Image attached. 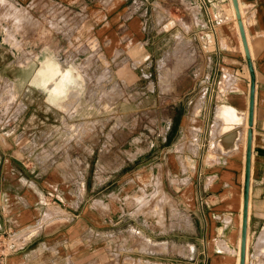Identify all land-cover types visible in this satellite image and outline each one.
Listing matches in <instances>:
<instances>
[{
	"label": "crops",
	"instance_id": "crops-1",
	"mask_svg": "<svg viewBox=\"0 0 264 264\" xmlns=\"http://www.w3.org/2000/svg\"><path fill=\"white\" fill-rule=\"evenodd\" d=\"M9 1L30 11L45 5L81 12L78 20L81 28L91 24L87 33L99 44L94 53L106 55L111 67L134 58L129 52L135 53V49L148 50L144 60L150 59L149 48L155 43L154 38L173 30L179 17L185 14L190 19L191 45L203 50L205 62L200 77L198 63H190L188 97H182L183 92L187 93L181 89L172 93L178 101L190 103L188 109L177 113L182 119L180 137L189 131L200 134L199 156L188 145L184 146V142L168 140L171 122L158 144L157 157L147 160L148 180L153 171L159 174L162 168L161 177L171 183V189H180V182L194 184L182 191L193 221L183 223L184 227L169 228L170 238L165 235L160 238L159 234L166 231L151 221L143 224L142 233L139 226L119 229L124 206L118 207L117 193H110L114 200L104 211L100 203L96 205V188L91 196L85 179L81 180V165L90 163L81 159V139L75 141V127H63L60 140L45 143L46 156L31 158L35 142L34 137L27 136L32 133L28 132L30 127L0 125V237H10L15 244L13 249L0 253V264H81V244L84 246L87 242L94 247V264H99L103 240L108 244L110 264H118V260L124 264H240L241 206H244L249 131L252 132L251 192L256 178L264 177V0H237L244 9V22L247 20L243 25L248 49L233 0ZM171 21L174 24L167 28ZM171 32L176 36L178 32L182 34L179 29ZM7 34L0 30V52L14 53L7 45ZM99 68L103 69V65ZM108 72L106 69L105 73ZM121 81L129 84L128 79ZM173 86L178 88V83ZM252 96L253 121L250 123ZM158 97L159 101H165L170 94L160 92ZM221 105L240 111L248 126L246 130L243 123L239 126L242 137L237 150L224 153L219 148L217 159L209 161L204 149L206 134L209 120L216 118ZM27 113L30 111L20 110L10 116L25 118ZM76 133H81V126ZM179 143H183L184 149L179 148ZM74 148L77 153L71 154ZM168 149L172 152L166 157ZM184 152L189 159L183 158ZM155 166L159 169L154 170ZM200 181L201 186L197 184ZM255 210L248 211V232L257 224ZM131 229H136L142 237V249H133L142 252L139 256H135L136 251L128 252L135 236H139L131 233ZM181 230L195 235L188 242L190 249L186 254L182 253L183 244L178 235ZM165 246L173 247L172 252L164 251Z\"/></svg>",
	"mask_w": 264,
	"mask_h": 264
},
{
	"label": "rangeland",
	"instance_id": "rangeland-1",
	"mask_svg": "<svg viewBox=\"0 0 264 264\" xmlns=\"http://www.w3.org/2000/svg\"><path fill=\"white\" fill-rule=\"evenodd\" d=\"M241 10L244 13L243 7ZM79 19L81 12L75 10L41 5L30 11L9 0H0V30L8 33L7 45L14 51L0 52V125L20 124L30 127L28 132L32 133H27V136L34 137V142L39 144L34 143L30 151L33 153L31 158L46 156L45 143L52 139L60 140L63 127H75L77 132V127L81 126V133L75 132L73 135L75 141L81 139V159L90 163L81 165V180L85 179L91 196L93 188H96V205L100 203L103 210L107 211L109 202L114 200L110 198V193L114 191L118 195V207L124 206V213L119 218V229H126L128 225L130 228L139 226V232L142 233L143 224L151 221L159 223L166 231V234H159L160 238L163 235L170 238L172 232L169 233V228L177 225L184 227L183 223L193 221L182 199L183 189L193 183L180 182V189H171V183L164 182L161 177L162 168L158 174L152 170L153 166L150 172L155 173L148 180L147 160L157 157L158 144L162 142L171 122L172 130L168 140L184 142V146L188 145L199 156L197 144L201 142L202 136L189 131L180 137L182 119L177 113L188 109L190 103L178 101L172 93L175 89H181L187 93L184 95L183 92L182 97L189 96L190 63H198L197 74L200 77L205 54L200 47L195 49L191 45L188 35L190 19L183 14L171 30L177 32L179 29L182 34L178 32L176 36L175 32L169 31L159 34V38L156 36L154 47L149 48L150 59L144 60L148 50L144 52L135 49V53L129 52L134 58L125 64L118 62L117 66L111 67L106 55L94 53L99 44L87 33L88 28H92L91 24H85L83 30ZM173 24L171 21L167 28ZM47 65L54 73L57 71L52 80L40 75L43 68H49ZM102 65L103 69H100ZM106 69H109L108 73H105ZM68 72L72 77L70 80L66 78ZM60 73L66 79H59ZM39 75L45 79V84L48 81V87L45 84L42 86L44 82ZM125 79H128L129 84L122 83L121 80ZM175 82L178 88L173 86ZM160 92L169 93L170 98L159 101ZM219 107L216 118L209 120L206 134L204 149L209 161L217 159L219 148L224 153L237 150L242 137L238 128L236 144L233 147L224 146ZM20 110L30 113L25 118L10 116V113ZM3 114L6 116L2 117ZM242 123L246 130L248 123L245 119ZM202 128H205L204 125ZM182 147L183 143H179V148ZM76 148L71 149V154L77 153ZM171 152L168 149L166 157ZM185 154L182 153L183 158L189 159V155ZM156 169L159 168L155 166ZM256 179L253 192L249 190V209H256L257 224L248 232L246 264H264V249L259 250L257 247L258 236L264 226V177ZM197 184L201 186L203 182ZM252 185L251 180V188ZM91 201H94V197ZM130 231L135 235L139 233L136 229ZM197 232L199 237V230ZM178 235L183 244L182 253H189L188 242L195 235L188 230H181ZM135 237V243H132L128 252H135V247L142 249L141 234ZM12 242L10 237H0V253L11 250ZM104 242L99 264H110L108 244ZM89 244H81V264H94V247ZM172 248L165 246L164 251L170 253ZM135 254L139 256L142 252L136 251ZM118 264L124 262L118 260Z\"/></svg>",
	"mask_w": 264,
	"mask_h": 264
},
{
	"label": "bare ground",
	"instance_id": "bare-ground-1",
	"mask_svg": "<svg viewBox=\"0 0 264 264\" xmlns=\"http://www.w3.org/2000/svg\"><path fill=\"white\" fill-rule=\"evenodd\" d=\"M239 7H240V11H241V16L243 15V13H242V10H241V5H239ZM236 15V14H235ZM242 20H243V23H244V25H245V22H244V18H243V16H242ZM245 27V26H244ZM248 41V40H247ZM248 45V44H247ZM253 47V46H252ZM250 49V48H249ZM249 51V50H248ZM51 62V61H50ZM45 64V63H44ZM47 64V63H46ZM51 65H53V64H51ZM56 65H57V63H56ZM59 65V64H58ZM42 66V65H41ZM49 66H50V63H49ZM48 65H47V67H49ZM44 67V66H43ZM60 67V66H59ZM63 68H64V66H62ZM46 68V67H45ZM70 68V67H69ZM55 70V69H54ZM56 70H58L57 68H56ZM41 71V70H40ZM56 73H57V71H55ZM59 72V71H58ZM40 73V72H39ZM56 73H54V71L49 67V68H47V69H44L43 68V70L41 71V74L40 75H43L44 77H45V79H48V80H52L53 78H54V74H56ZM67 73V72H66ZM73 73V72H72ZM40 75H39V77H40ZM57 75V74H56ZM65 75V74H64ZM63 75V76H64ZM36 77L38 76V75H35ZM42 76V77H43ZM41 78V77H40ZM39 78V79H40ZM59 79L60 78H62L61 77V73H60V77H58ZM66 78L67 79H69V78H71V76L69 75V72H68V74H67V76H66ZM65 77H64V79H66ZM36 79V78H35ZM42 79V78H41ZM44 79V78H43ZM43 79H42V81H43ZM44 79V80H45ZM63 79V78H62ZM63 79V80H64ZM229 79V78H228ZM37 80V79H36ZM70 80V79H69ZM68 80V81H69ZM59 81V80H58ZM36 82H38V81H36ZM44 82V81H43ZM64 82V81H63ZM41 83V82H40ZM57 83V82H56ZM42 84V86L45 84V82L44 83H41ZM47 84H48V81H47V83L45 84V86H47ZM222 85V84H221ZM56 86H58V85H56ZM48 87V86H47ZM62 87H63V85H62ZM65 87V86H64ZM58 88H59V86H58ZM63 89V88H62ZM62 89H60V90H62ZM47 90H48V88H47ZM59 89H58V91H60ZM68 90H70V89H68ZM67 94V93H66ZM50 95V94H49ZM63 97V96H62ZM220 117H221V119H222V123H223V128L221 129L222 131H221V133H222V143L224 144V146H226V147H233L234 146V144H236V140H237V136H238V128H239V126H240V124L243 122V117H242V115H241V113H240V111H237L234 107H232V106H229V105H227V106H221V107H219V114H218ZM191 122V121H190ZM215 128V127H214ZM214 130V129H213ZM214 134V133H213ZM51 210H53V209H51ZM250 210V209H249ZM242 217H243V215H242ZM241 222V221H240ZM243 223V222H242ZM38 228V227H37ZM257 247H259V250H261V249H264V226L262 227V229H261V231H260V234H259V236H258V240H257ZM240 248H241V246H240ZM238 253H239V251H238Z\"/></svg>",
	"mask_w": 264,
	"mask_h": 264
},
{
	"label": "water",
	"instance_id": "water-1",
	"mask_svg": "<svg viewBox=\"0 0 264 264\" xmlns=\"http://www.w3.org/2000/svg\"><path fill=\"white\" fill-rule=\"evenodd\" d=\"M236 14L238 18V22L241 29V34L243 37V41L245 44V48L248 49L247 39L245 35L244 25L241 18V13L237 0H233ZM253 106H254V98L252 96L250 103V123L253 121ZM251 137L252 132L249 131V141H248V149H247V161H246V179H245V187H244V206H243V224H242V237H241V251H240V264H246V249H247V236H248V209H249V190H250V170H251Z\"/></svg>",
	"mask_w": 264,
	"mask_h": 264
},
{
	"label": "built area",
	"instance_id": "built-area-1",
	"mask_svg": "<svg viewBox=\"0 0 264 264\" xmlns=\"http://www.w3.org/2000/svg\"><path fill=\"white\" fill-rule=\"evenodd\" d=\"M15 247V244L14 243H12L11 244V249H13Z\"/></svg>",
	"mask_w": 264,
	"mask_h": 264
}]
</instances>
